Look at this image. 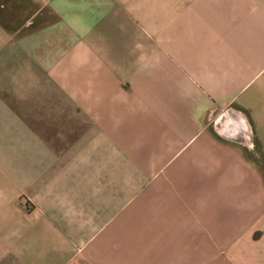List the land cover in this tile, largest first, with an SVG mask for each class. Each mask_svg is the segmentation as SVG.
<instances>
[{
	"label": "crops",
	"instance_id": "crops-1",
	"mask_svg": "<svg viewBox=\"0 0 264 264\" xmlns=\"http://www.w3.org/2000/svg\"><path fill=\"white\" fill-rule=\"evenodd\" d=\"M0 264H264V0H0Z\"/></svg>",
	"mask_w": 264,
	"mask_h": 264
}]
</instances>
